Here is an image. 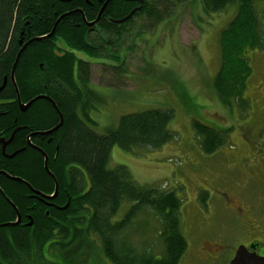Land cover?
Listing matches in <instances>:
<instances>
[{"label": "trees", "instance_id": "obj_1", "mask_svg": "<svg viewBox=\"0 0 264 264\" xmlns=\"http://www.w3.org/2000/svg\"><path fill=\"white\" fill-rule=\"evenodd\" d=\"M105 1L0 0V136L9 138L16 130L6 153L11 156L23 147L24 125V138L30 135L36 147L24 148L23 163L22 153L5 157L0 145L4 194L0 192V264H96L102 258L112 264H180L188 250L182 233V201L175 192L139 184L127 167L109 169L116 146L127 152L158 150L174 141L176 135L169 130L174 111L126 115L105 134L89 127L96 125L91 112L93 103L99 101L91 88V66L108 49V59L119 65L113 71L119 74L124 66L119 44L129 32V23L117 26L106 20L126 15L117 16L123 2ZM260 1L264 0H201L205 15L235 10L218 38L220 68L213 82L218 99L228 109L236 103L243 110L249 108L244 93L252 69L246 53H264ZM105 4L109 5L103 9ZM173 5L158 0L154 8L148 7L143 20L152 21L148 27L155 28L166 20ZM101 11L99 29L105 35H89L86 22L95 21ZM26 44L13 82L14 63ZM18 95L24 105L37 97L46 99L24 112ZM57 111L63 116L62 126L47 136L39 135L60 124ZM194 128L206 154H214L223 145L224 133L198 121ZM38 149L48 156L49 171L58 185V195L45 202L31 197L28 186L46 196L55 192L56 183ZM13 178L24 179V186L23 180ZM206 196L201 197L204 203ZM48 203L54 207L48 208ZM124 203L130 209L115 221ZM17 212L22 222L4 227L17 221ZM151 228L156 237L152 244L146 240Z\"/></svg>", "mask_w": 264, "mask_h": 264}, {"label": "rangeland", "instance_id": "obj_2", "mask_svg": "<svg viewBox=\"0 0 264 264\" xmlns=\"http://www.w3.org/2000/svg\"><path fill=\"white\" fill-rule=\"evenodd\" d=\"M258 8L264 12V1ZM234 13L229 9L205 15L197 0L174 3L155 28L148 27L153 24L148 19L128 25L130 31L119 44L124 57L119 74L113 71L119 65L108 59V49L91 66V88L99 101L91 112L96 125L89 127L96 133L117 128L126 115L174 111L169 125L174 141L158 150L127 152L116 146L109 169L127 167L139 184L175 192L182 201L188 250L180 264H230L242 243L237 236L245 237L235 235L237 229L251 226L252 219L264 225V53H246L252 69L244 93L249 108L236 103L228 109L213 88L220 68L218 38ZM195 121L224 133L225 141L214 154L201 148ZM129 209L124 203L114 220H121ZM151 232L146 234L150 244L156 242ZM254 238L264 242V236ZM210 244L224 247L218 254ZM96 264L112 263L102 258Z\"/></svg>", "mask_w": 264, "mask_h": 264}, {"label": "flooded vegetation", "instance_id": "obj_3", "mask_svg": "<svg viewBox=\"0 0 264 264\" xmlns=\"http://www.w3.org/2000/svg\"><path fill=\"white\" fill-rule=\"evenodd\" d=\"M121 1L123 2V5H122L123 6V10H121V12L117 14V16H119V14H122L124 12L126 13V15L124 17H114V18H107L106 19V20H109V22L111 24L117 25V26L118 25H123L125 23H127V24L129 23L128 25H130L131 23H133V25H134V23L136 21L143 20V18L145 17V11L148 9V7L154 8L155 7V4H157V2H158V0H121ZM179 1L180 2H175L174 0H169L170 3H173V2L174 3H177V4H182L183 3V0H179ZM98 2L99 3H102V0H98ZM105 2H103V4ZM111 2H112V0L109 1L108 3H111ZM197 2H198L199 5H201V0H197ZM87 3H88L89 6L92 7V4H90L89 2H87ZM108 5L109 4H107L106 6H108ZM106 6H105V8H106ZM133 11H135V13L133 14V16L129 20H127V21H125L123 23H120V24L117 23L118 21L124 20L126 17H128ZM100 13H98V16H99ZM98 16H97V19H98ZM101 17H102V14H101L99 20L97 21V23L94 24L93 26H91V27L90 26H87L88 29H89V32H88L89 35H92V36L95 35L96 37H98L99 35L100 36H104L105 35V33L103 31H100V29H99V22L101 21ZM95 21H93V22H95ZM84 22H86V21L84 20ZM93 22H91V23H93ZM87 24L88 23L86 22V25ZM128 25H127V27H128ZM117 29H118V31H121L120 28H117ZM129 31H130V29H129ZM2 115L3 114H0V117H2ZM19 129H21V128H19ZM17 130H18V128H17ZM21 130H23V141L24 142H23V147L20 150L21 151L20 153L23 154V163H24V148L25 147H29L30 149L35 150L36 147L33 145V142L31 140L32 138H31L30 135L25 134V138H24V125H23V127H22ZM13 133H12V135H13ZM2 134L3 133H0V135H2ZM12 135H11V137H12ZM11 137L7 138L6 136H0L1 151H2V154L5 157L6 156H9L6 153H7L8 147L10 146V144L12 142V141L9 142V140L11 139ZM23 170H24V166H23ZM22 180H23L22 183H23V186H24V179H22ZM31 197H34V193L33 192H32V196ZM35 199H38V198L35 197ZM45 205H47L48 208H53L54 207L53 204H51V203H48V204H45ZM242 213L244 214L243 211H242ZM250 214L251 213H249V211H248L247 218L248 217L251 218V215ZM21 222H22V218H21ZM256 222H258L256 219H252L251 220V223H252L251 226H249L248 223H247L248 226H244V227L241 226V227H239L237 229L235 235H237L238 233H241V235H244L245 234V237H241V236L238 237L237 236L236 239L241 240L242 243H238V247L235 250V254H236V252H237V250H238L239 247L244 246V247L247 248V250L250 253H255L258 256L264 257V242H263V240L261 238L260 239H255L254 238V240L252 239V237L257 236V235L264 236V225L258 226V224ZM241 230H242V232H241ZM211 246L213 248L216 246V249H217V250L215 249L216 250V253H218V251H220V249L222 247H224V246H220V245H214L213 246V245L210 244V247Z\"/></svg>", "mask_w": 264, "mask_h": 264}, {"label": "water", "instance_id": "obj_4", "mask_svg": "<svg viewBox=\"0 0 264 264\" xmlns=\"http://www.w3.org/2000/svg\"><path fill=\"white\" fill-rule=\"evenodd\" d=\"M109 1H111V0H109ZM109 1H108V2H109ZM105 6H106V4L104 5L103 9L105 8ZM134 13H135V11H133V12H132L128 17H126L124 20L118 21L117 23L120 24V23H123V22L129 20V19L133 16ZM101 14H102V11H101V13H100L99 16H98V19H97L95 22H93V23H88L87 26H90V27H91V26H93L94 24H96L97 21L99 20L100 16H101ZM85 21H86V20H85ZM54 30H55V28H54ZM53 33H54V31H53ZM49 36H51V35H49ZM41 39H42V38H40V39H36V40H41ZM28 44H29V43H28ZM28 44H26V45L24 46V48L19 52V54H18V56H17V59H16V61H15V63H14L13 70H12V73H11V79H12L13 82H14V80H15V69H16V66H17L18 60H19V58H20V56H21L23 50L28 46ZM6 80H7V79L5 78V83H6ZM17 92H18V91H17ZM41 99H46V97H44V96L37 97L36 99H34L33 101H31V102L28 103L27 105H24V104H22V101H21V99H20V96L18 95V102H19L20 109H21V111H24V112H26V111H27V110L33 105V103H35V102H37V101H39V100H41ZM53 105H54V104H53ZM54 107L56 108L55 105H54ZM56 109H57V108H56ZM57 112H58V114H59V116H60V124H59L56 128H54V129H52V130H50V131H48V132L39 133V135L47 136V135H49V134L55 132L56 130H58V129L62 126V124H63V116L60 114L59 111H57ZM15 132H16V131H15ZM15 132L13 133V135H12L11 139L9 140V142H11V141L13 140L14 135H15ZM39 151L43 154V156H44V158H45V170L47 171V173L52 177V179H53L54 182L56 183L55 177L50 173L49 168H48V156H47L42 150H39ZM20 152H21V151H17V152H15L13 155L9 156V158H13V157H15V156L18 155ZM7 177L10 178V176H8V175H7ZM13 179H14L15 181H18V182H21V181H22V180L19 179V178H13ZM27 185H28V184H27ZM28 186H29L30 190L34 193V197H37V198L39 197L38 200H40V201H42V202L50 201V200L54 199V198L58 195V185H57V183H56V186H55V192H54V195H53V196H46V195H44V194H42V193H40V192H38V191L33 190V188H32L30 185H28ZM0 192L2 193L1 190H0ZM2 194H3V193H2ZM3 195H4V194H3ZM8 202L14 207V209H16V207L10 202V200H8ZM17 214H18L17 221H16L15 223H12V224L4 225V227H10V226H17V225H19V224L21 223V215L19 214V212H17ZM31 225H32V221L30 222L29 226H31ZM230 264H264V257L258 256V255L255 254V253H250V252L247 250L246 247L241 246V247L238 248V250H237V252H236V254H235L233 260L230 262Z\"/></svg>", "mask_w": 264, "mask_h": 264}, {"label": "bare ground", "instance_id": "obj_5", "mask_svg": "<svg viewBox=\"0 0 264 264\" xmlns=\"http://www.w3.org/2000/svg\"><path fill=\"white\" fill-rule=\"evenodd\" d=\"M38 150H40V149H38Z\"/></svg>", "mask_w": 264, "mask_h": 264}]
</instances>
